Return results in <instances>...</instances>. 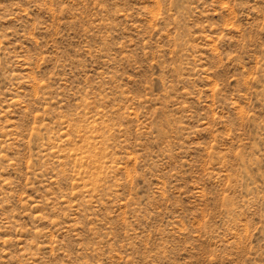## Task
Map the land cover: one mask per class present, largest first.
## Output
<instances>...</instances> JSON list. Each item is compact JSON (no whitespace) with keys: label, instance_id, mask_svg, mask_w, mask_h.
I'll return each instance as SVG.
<instances>
[{"label":"rangeland","instance_id":"obj_1","mask_svg":"<svg viewBox=\"0 0 264 264\" xmlns=\"http://www.w3.org/2000/svg\"><path fill=\"white\" fill-rule=\"evenodd\" d=\"M0 264H264V0H0Z\"/></svg>","mask_w":264,"mask_h":264}]
</instances>
